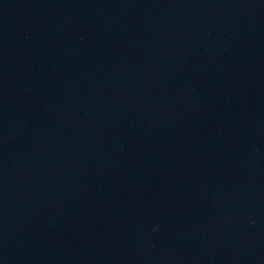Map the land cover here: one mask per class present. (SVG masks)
<instances>
[{"label":"water","instance_id":"95a60500","mask_svg":"<svg viewBox=\"0 0 264 264\" xmlns=\"http://www.w3.org/2000/svg\"><path fill=\"white\" fill-rule=\"evenodd\" d=\"M0 264H264V0H0Z\"/></svg>","mask_w":264,"mask_h":264}]
</instances>
